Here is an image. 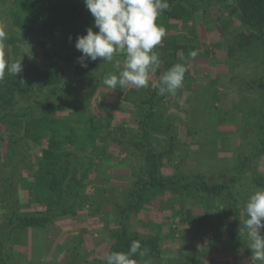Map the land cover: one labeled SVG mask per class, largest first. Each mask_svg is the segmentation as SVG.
Here are the masks:
<instances>
[{"label": "trees", "instance_id": "16d2710c", "mask_svg": "<svg viewBox=\"0 0 264 264\" xmlns=\"http://www.w3.org/2000/svg\"><path fill=\"white\" fill-rule=\"evenodd\" d=\"M168 4L156 21L167 30L154 49L161 61L154 73L157 80L149 81L147 88L113 90L104 84V78L121 71L116 56L110 63L99 58L86 61L87 68L77 62L81 53L74 47L75 39L93 26L83 0H9L5 58L21 59L23 71L15 76L6 71L0 81V264H28V256L14 246H28L32 243L28 233L45 229L57 217L73 214L87 204L92 211L109 205L110 216L117 223L108 230V253L127 252L133 240L148 249L143 258L134 257L138 264H159L155 260L162 256L161 239L186 231L190 232V246L179 247L174 257L161 264H199L196 254L213 252L204 243L208 234L222 248L252 256L245 205L252 193L264 188V174L257 168L264 156V56L258 58L254 75H241L234 81L238 91L255 95L257 104L248 111L244 108L239 119L244 125L236 127L245 138L248 130L253 131L252 146L239 152L234 164L222 173L210 169L209 162L220 152L216 143L204 140L205 124H191L192 114L188 113L182 130L165 107L173 97L187 93L191 98L193 91H199L198 85L193 87L189 71L175 95H158L156 85L174 64L187 68L189 53L197 51L194 38L174 41L168 33L176 27L189 31L187 24L199 16V10L203 19L213 16L211 10L219 12L214 20L220 25L229 58L242 62L253 57L252 50L262 48L264 53V0H168ZM103 86L113 95L123 92L119 102L127 104L135 126L125 128L111 115H97L113 109L97 102L106 96ZM181 104L186 110V103ZM205 110L210 115L207 124H224L215 121L212 107ZM115 146L138 160L141 167L131 168L119 193L113 186H92L95 197H88L93 173L107 172L111 177L115 167L122 165L123 161L109 156V148ZM182 146L187 147L184 154ZM153 201H159V210L175 212L179 225L167 231L158 223L139 224L141 229H134L131 216L147 211ZM218 218L226 220L217 222ZM80 240H74L61 264H105V257L86 259Z\"/></svg>", "mask_w": 264, "mask_h": 264}, {"label": "rangeland", "instance_id": "374dc122", "mask_svg": "<svg viewBox=\"0 0 264 264\" xmlns=\"http://www.w3.org/2000/svg\"><path fill=\"white\" fill-rule=\"evenodd\" d=\"M9 7V0H0V32L4 34L3 41H5L7 37L8 27L11 22ZM211 11L214 12L213 16L203 19L201 15L202 11L199 10V16L187 24L190 29L189 31H185L184 28L178 27L169 30L170 32L168 35L172 36L171 39L174 37V41H179L184 38L186 42H189L194 38L198 55L195 59H192L188 55L189 62H187V70L189 71V76L194 79L192 81L193 87L198 85L199 91H193V96L191 95V98L187 93L182 94V97H173V100L169 101L165 107L166 110L168 109V114L173 117V120L180 124L182 130L185 129L184 123H188L186 117L188 113L190 115L192 114V119L190 120L191 124H198L199 127L202 123L205 124V127L202 129H205L207 133L206 136H204L205 139H203L211 143H216L217 152H220L217 154L215 161L209 162L212 164V168L210 169L211 171L222 173L225 168L231 167L234 164V158L239 152L246 151L252 146L250 141L253 131L248 130L249 136L245 138L239 135V130H237L236 127L239 124L244 125V122L241 123L239 120L241 118V112L244 108H248L247 111L250 110L249 106L256 103L253 97L255 95L238 91L234 81L241 75L247 77L254 75L258 69L257 65L260 62L258 58L261 56L263 58L264 53L262 48L255 51L252 50L253 57H249V59L245 58L242 62H237L235 58H229L225 51V43L220 31V25L214 20L219 12L216 10ZM234 20L236 21L235 17ZM156 49H158V46H156L155 50ZM115 56L117 57L118 63L116 67L122 70L123 54H117ZM151 80H157L154 74L150 76L149 81ZM129 87L133 86L130 85ZM101 90L106 96L104 98L99 97L97 102L103 101L108 109L109 107H113V109L110 111L107 109L99 111L97 115H111L112 120L118 121L119 124H122L125 128H128V126H135L128 112L129 108L127 104L119 102L121 101L120 98L123 92L118 96L117 93L113 95L109 92L106 86H103ZM214 97L215 100L213 99ZM181 102L186 103V110ZM197 102H200V104L195 105ZM209 106L212 107V116L215 115V121L220 122L223 120L224 124H207L210 115L205 109H208ZM232 116H236L237 119L234 121ZM115 124L117 123L115 122ZM186 148L187 147L182 146L180 150L182 154L186 152ZM109 153V156L117 157L119 161H123V163L115 167L111 177H108L107 172H104V174L93 173L91 175L92 182L87 187L86 193L90 192L87 194L88 197H95L91 194L93 190L92 186L99 188L113 186L119 193L121 188L125 187L127 184L126 179L129 172H131V168L136 166L139 170L141 167L138 160L134 161V158L130 155L126 156V154L121 152L116 146L114 148L110 147ZM257 168L264 174V156L260 162L257 163ZM203 170L205 171L206 169ZM243 197L247 196L244 195ZM94 200L95 198H93V201ZM158 206L159 201H153L147 206L150 207L147 211H141L136 217L131 216L130 221L134 229H141L139 227L140 225L144 226L145 224L153 226L158 223L162 225L163 231H167L169 227L175 228L179 225L176 222V217L173 216L175 212L165 209L159 210ZM110 212L109 205L107 204H102L98 210L96 209L93 211L87 204L83 208H78L73 214L67 213L65 216L57 217L55 222L45 229L33 230L28 233L27 237H29V235L31 236L32 243L24 247L14 246V249L28 256V264H61L68 256L67 252L74 240H78V238L81 237L79 243L83 256L88 260L103 259L108 253L111 243L108 230L117 226V223L113 221L110 216ZM224 220H226V218H221V220L218 218L217 222H222ZM199 235H201V233ZM212 237L211 234L206 236L205 240L210 241L207 249L212 248V251H216L218 246L213 244L212 241L215 240H213ZM180 238L181 240H179ZM161 240L162 256L160 259L155 260V262L159 264L165 259L174 257L179 247L184 246V249H187L190 246L188 242L190 240V232H183L181 236L168 235ZM198 246H201V244L197 242V247ZM204 256L208 255L206 253L203 255L201 252L196 254V260L199 264H204ZM177 258L178 255L176 259ZM219 261V263H223L225 259H220Z\"/></svg>", "mask_w": 264, "mask_h": 264}, {"label": "clouds", "instance_id": "9594fccd", "mask_svg": "<svg viewBox=\"0 0 264 264\" xmlns=\"http://www.w3.org/2000/svg\"><path fill=\"white\" fill-rule=\"evenodd\" d=\"M93 17V26L86 34L77 36L74 47L81 55L77 62L87 68V62L98 58L103 62H112L114 56L123 54L122 70L108 73L104 84L113 90L137 89L149 86L150 76L160 66L159 55L154 49L167 35V30L156 23L158 16L169 8L168 0H83ZM93 28L97 29L93 31ZM3 32H0V81L7 73L13 76L22 73L21 59L9 61L5 58ZM71 40V37L69 38ZM198 53L191 51L189 56L195 59ZM187 68L182 63L174 64L160 77L158 95H175L183 85ZM245 228L250 241L252 256L264 261V188L252 193L245 205ZM148 253L141 242L133 240L127 252H109L105 255V264H138L134 257L143 258Z\"/></svg>", "mask_w": 264, "mask_h": 264}, {"label": "crops", "instance_id": "0c3cea01", "mask_svg": "<svg viewBox=\"0 0 264 264\" xmlns=\"http://www.w3.org/2000/svg\"><path fill=\"white\" fill-rule=\"evenodd\" d=\"M204 243H210V241H204ZM222 243V242H221ZM199 244H201L199 242ZM214 245L218 244V249L216 251H213L212 254L211 252H207L208 256H204V264H217L219 263L220 259H225L223 263L219 264H264V261H257L253 258V256H245L243 253L240 252H235L222 248V244L215 242L213 243ZM248 245H250V241H248ZM198 249H201V246H198ZM252 254V253H251ZM231 255V256H230Z\"/></svg>", "mask_w": 264, "mask_h": 264}]
</instances>
